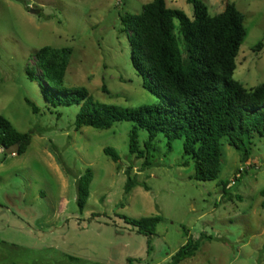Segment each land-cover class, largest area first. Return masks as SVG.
Returning <instances> with one entry per match:
<instances>
[{
    "label": "rangeland",
    "instance_id": "obj_1",
    "mask_svg": "<svg viewBox=\"0 0 264 264\" xmlns=\"http://www.w3.org/2000/svg\"><path fill=\"white\" fill-rule=\"evenodd\" d=\"M149 1L0 0V114L16 130L32 133L21 154L0 148V264H171V255L200 234L206 238L196 254L178 264H264V135L252 137L245 163L224 140L216 180H195L182 139L168 151L162 135L154 163L141 169L143 159L128 155L130 121L76 130L79 105H48L38 81L27 73L40 72L34 53L41 46H68L72 53L63 89L84 87L94 102L121 107L159 103L132 66L122 21ZM202 1L211 15L227 2L242 12L246 36L233 78L246 88L262 83L264 0ZM166 4L193 17L187 0ZM174 23L183 50L178 20ZM106 146L117 150L118 162L103 152ZM127 167L148 190L137 184L125 191ZM87 168L92 179L80 210L76 181ZM156 215L161 220L148 249L147 236L123 217Z\"/></svg>",
    "mask_w": 264,
    "mask_h": 264
},
{
    "label": "trees",
    "instance_id": "obj_2",
    "mask_svg": "<svg viewBox=\"0 0 264 264\" xmlns=\"http://www.w3.org/2000/svg\"><path fill=\"white\" fill-rule=\"evenodd\" d=\"M187 2L193 6L192 18L178 8L167 6L166 0H151L142 5L139 13L122 18L128 30L132 66L142 77V87L157 95L159 103L121 107L94 102L84 87L63 89L61 84L72 53L68 46H41L34 53L40 72L28 70L27 73L38 81L48 105H79L74 121L76 130L82 126L108 129L115 122L130 121L128 155L143 159L141 169L154 163L157 141L162 135L168 151L175 139H182L183 153L193 162L195 180H216L224 140L239 152L240 161L245 163L251 155L252 137L264 135V81L246 88L233 78L239 48L246 36L244 16L235 4L227 2L221 12L211 15L202 0ZM174 19L178 20L183 50L174 31ZM25 101L33 112L39 111L31 100ZM31 135V132L16 130L0 114L2 151L18 144L15 154L23 153ZM103 152L114 162L120 160L113 147L106 146ZM124 172L126 192L137 184L148 190L145 182L131 177L130 167ZM91 179V170L87 168L76 181L80 210L88 196ZM219 184L225 187L227 183ZM260 194L264 198V187ZM261 206L264 208V199ZM123 218L137 233L147 236L149 249V240L161 217ZM203 238L206 235L189 237L171 255V264L195 255Z\"/></svg>",
    "mask_w": 264,
    "mask_h": 264
},
{
    "label": "water",
    "instance_id": "obj_3",
    "mask_svg": "<svg viewBox=\"0 0 264 264\" xmlns=\"http://www.w3.org/2000/svg\"><path fill=\"white\" fill-rule=\"evenodd\" d=\"M30 12H34V10L31 8ZM18 148H19L18 144H13L11 146L4 148V151L6 153H9V154H15L17 152Z\"/></svg>",
    "mask_w": 264,
    "mask_h": 264
}]
</instances>
